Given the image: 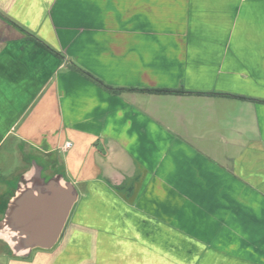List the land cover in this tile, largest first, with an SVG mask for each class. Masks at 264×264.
<instances>
[{"label":"crops","instance_id":"crops-1","mask_svg":"<svg viewBox=\"0 0 264 264\" xmlns=\"http://www.w3.org/2000/svg\"><path fill=\"white\" fill-rule=\"evenodd\" d=\"M258 100L264 0H0V216L32 159L77 193L0 264H264Z\"/></svg>","mask_w":264,"mask_h":264},{"label":"water","instance_id":"water-1","mask_svg":"<svg viewBox=\"0 0 264 264\" xmlns=\"http://www.w3.org/2000/svg\"><path fill=\"white\" fill-rule=\"evenodd\" d=\"M46 168L32 159L1 213L0 241L13 256L27 257L35 248H51L76 201V190L62 167L55 165L48 177L43 175Z\"/></svg>","mask_w":264,"mask_h":264},{"label":"trees","instance_id":"trees-1","mask_svg":"<svg viewBox=\"0 0 264 264\" xmlns=\"http://www.w3.org/2000/svg\"><path fill=\"white\" fill-rule=\"evenodd\" d=\"M15 24V23H14ZM77 70L80 71L83 75H85L87 78L93 80L94 82H96L97 84L101 85L102 87H104L105 89H107L109 92L111 93H119L122 90H124L125 88L122 87H115L109 84H106L104 82H102L100 79H98L97 77H95L94 75H92L91 73H89L88 71L77 67ZM131 90H138V91H143V92H149V93H196V94H201V93H206V92H200V91H186L182 88L179 89H165V88H130ZM219 95H226V96H232V97H237V98H242V99H251V100H257L251 97H245V96H241V95H237V94H229V93H217ZM258 101H263L264 100H258Z\"/></svg>","mask_w":264,"mask_h":264},{"label":"rangeland","instance_id":"rangeland-1","mask_svg":"<svg viewBox=\"0 0 264 264\" xmlns=\"http://www.w3.org/2000/svg\"><path fill=\"white\" fill-rule=\"evenodd\" d=\"M11 166L12 165L7 166V170H10V168H13ZM43 175L46 176L45 173H43ZM2 246H3V244L0 242V247H2ZM35 250H36V248L33 251H35Z\"/></svg>","mask_w":264,"mask_h":264},{"label":"built area","instance_id":"built-area-1","mask_svg":"<svg viewBox=\"0 0 264 264\" xmlns=\"http://www.w3.org/2000/svg\"><path fill=\"white\" fill-rule=\"evenodd\" d=\"M70 145V143L69 142H67L66 144H65V147H68Z\"/></svg>","mask_w":264,"mask_h":264}]
</instances>
